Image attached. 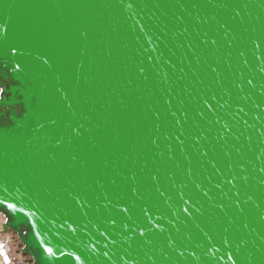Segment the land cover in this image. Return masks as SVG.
Listing matches in <instances>:
<instances>
[{
  "label": "water",
  "instance_id": "water-1",
  "mask_svg": "<svg viewBox=\"0 0 264 264\" xmlns=\"http://www.w3.org/2000/svg\"><path fill=\"white\" fill-rule=\"evenodd\" d=\"M0 213L32 264H264V0H0Z\"/></svg>",
  "mask_w": 264,
  "mask_h": 264
},
{
  "label": "bare ground",
  "instance_id": "bare-ground-1",
  "mask_svg": "<svg viewBox=\"0 0 264 264\" xmlns=\"http://www.w3.org/2000/svg\"><path fill=\"white\" fill-rule=\"evenodd\" d=\"M0 264H32L22 250V242L16 232L6 226L0 213Z\"/></svg>",
  "mask_w": 264,
  "mask_h": 264
}]
</instances>
